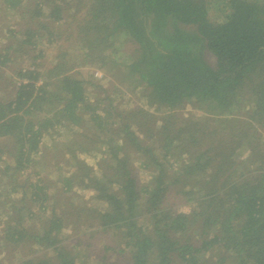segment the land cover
I'll list each match as a JSON object with an SVG mask.
<instances>
[{
	"label": "trees",
	"instance_id": "obj_1",
	"mask_svg": "<svg viewBox=\"0 0 264 264\" xmlns=\"http://www.w3.org/2000/svg\"><path fill=\"white\" fill-rule=\"evenodd\" d=\"M0 2L12 17L0 50L9 257L78 264L62 244L71 228L85 231L76 246L104 241L100 264H264V0ZM80 68L136 81L146 106L121 104L116 73L107 86ZM196 104L204 115L184 114ZM61 130L76 150L55 156L73 170L49 186L36 164ZM78 190L103 209L72 205ZM54 199H69L66 210Z\"/></svg>",
	"mask_w": 264,
	"mask_h": 264
},
{
	"label": "rangeland",
	"instance_id": "obj_2",
	"mask_svg": "<svg viewBox=\"0 0 264 264\" xmlns=\"http://www.w3.org/2000/svg\"><path fill=\"white\" fill-rule=\"evenodd\" d=\"M27 2V7L28 9H31L34 5V0H26ZM0 7H1V2H0ZM17 17H13V21L16 20ZM12 17L6 15V13L3 11H0V50L4 48L5 44L4 42H6V38H5V32H4V28L10 24ZM1 27L3 28V30L1 29ZM46 37H43L42 40L39 41V49L45 50L46 54L49 57H53L56 53V51L54 49H52L50 46H47L45 41H46ZM43 41V42H42ZM78 52L74 51L72 53V56L77 55ZM53 55V56H52ZM46 58L44 59V61L42 63H44L46 60L50 61L51 58ZM207 59L208 62L211 65L215 64V60L214 58L207 53ZM41 62V61H40ZM23 64L22 61H20L19 59L16 60V62L13 64H11L10 68H9V73L10 76L11 74L17 72L18 67H20ZM76 72L79 75V77L86 79L87 81H95L94 78H96L97 80L100 81V83L102 85H107L110 84V79L111 77H113V74H117V80H116V84L119 86V88H121V94H122V105H129L131 106V104L135 101L137 102L138 105H142L143 107L146 106L145 101L143 99H139L140 95V88H136V81H133L132 79H125L123 75H121L120 73H118L117 71L114 73H110L108 71L105 72H101L100 70H96L94 68H80L77 69ZM108 72V74H106ZM103 79H100L102 78ZM93 79V80H92ZM96 82V81H95ZM89 93H91V97L93 96V89L88 88ZM121 96V95H120ZM142 98V97H140ZM124 100V101H123ZM200 106L198 104L193 105V106H187L183 112L185 115L187 114H192L193 117L198 118L199 116L204 115L202 110H199ZM148 109V106H147ZM152 110V109H151ZM198 110V111H197ZM200 111V112H199ZM61 134V135H60ZM75 144V141L73 139V135L71 132L65 131V130H61V132L56 135V136H52V137H45L44 141H43V158L39 159V164H36V169L40 171V173L48 180L50 179L53 183L54 181H60V179L63 176H67L70 174V172L73 170L72 168V164H70L69 166L65 165L63 161H59L61 159H56L55 156V151H61L62 153L64 152L65 155L67 156L68 151L72 148L73 150H76V147L73 146ZM67 153V154H66ZM40 155V154H39ZM100 158V156H98ZM86 160L88 161V164L92 165L93 167H95L96 169V163L98 162L97 159H93L92 157H86ZM0 166H3V163H0ZM136 167L139 170L140 173V177L141 180L144 182L143 184L146 185L151 178V175L144 172L142 169L139 168L138 165H136ZM97 171V169H96ZM1 179V177H0ZM1 181V180H0ZM49 181V180H48ZM52 182L49 181L48 185L52 186ZM6 184V182L4 181L2 185H0V192L4 191V185ZM7 185V184H6ZM53 191V189H51ZM80 195V197H82L83 199H72V205H79L80 201H83L84 203H86L89 206L92 207H99L100 209H103V206L98 205L97 202H95L92 197L94 196V193L91 191H77ZM55 193V190L54 192ZM55 204L58 205H64V203H66V201L69 202V199H54ZM59 202V203H58ZM66 210L65 205L62 206V208H60L58 211H63ZM38 211V209L36 210ZM182 211H189L188 207H184L182 209ZM137 212L139 213V220L142 219L143 216H145L144 214V204L142 203ZM4 216L1 217V219ZM1 227L2 225H0V235H1ZM37 227V225H36ZM84 230L81 231L80 235L76 234V231H74L73 229H67L64 231V233L62 234V244L65 245L66 247L70 248L71 254L72 256L76 259L78 264H100V259L101 256L103 255L101 251L102 249V245L104 243V241H102L101 243H97L95 244V246L93 248L88 247V246H76L77 245V240L78 238L82 235L84 236ZM89 232V231H87ZM71 233H75V234H71ZM89 234V233H88ZM71 235V236H70ZM106 237H110L111 235L109 234H102ZM109 235V236H108ZM113 237V236H112ZM102 238V236H101ZM87 239V237H86ZM108 240V239H106ZM105 240V241H106ZM109 242V241H108ZM111 244V243H110ZM7 249H4L2 247V244L0 242V261L2 260V262L0 264H20L18 257L11 256L9 257L8 253H7Z\"/></svg>",
	"mask_w": 264,
	"mask_h": 264
}]
</instances>
